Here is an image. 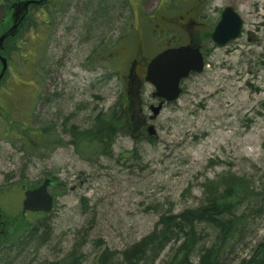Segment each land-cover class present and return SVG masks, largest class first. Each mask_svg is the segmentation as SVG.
I'll use <instances>...</instances> for the list:
<instances>
[{
  "label": "rangeland",
  "instance_id": "obj_1",
  "mask_svg": "<svg viewBox=\"0 0 264 264\" xmlns=\"http://www.w3.org/2000/svg\"><path fill=\"white\" fill-rule=\"evenodd\" d=\"M11 3L0 0V33ZM226 6L242 31L218 47L210 34ZM33 21L7 43L0 84V264H123L124 251L163 235L160 217L202 205L226 178L253 192L239 212L255 234L241 232L218 264L248 260L264 240V0H51ZM188 35L203 71L153 119L159 100L140 76L128 110L136 41L152 57ZM100 124H112L111 144L75 145ZM45 178L58 183L49 188L51 212L22 216L23 192ZM195 232L191 240L175 230L150 264H173L179 249L199 264L217 242L211 227Z\"/></svg>",
  "mask_w": 264,
  "mask_h": 264
},
{
  "label": "trees",
  "instance_id": "obj_2",
  "mask_svg": "<svg viewBox=\"0 0 264 264\" xmlns=\"http://www.w3.org/2000/svg\"><path fill=\"white\" fill-rule=\"evenodd\" d=\"M3 2L8 3L7 0H3ZM5 10L7 9L5 8ZM7 26L4 29H6ZM25 28L26 26L19 30L22 32ZM20 35L21 33L19 32L16 37H20ZM15 38L7 39L4 42V49H6L7 43L15 40ZM3 55H6V58L8 57L5 53H3ZM140 124L141 123H137L138 128H141ZM111 125L104 126L100 124V126L95 129V134L92 136L86 135L79 137L75 145L78 146L83 144L85 147H89L92 144H100L101 142H105L106 145L111 144L115 135H113V131H111L113 128ZM8 132L10 131L8 130ZM21 134L23 135V140L29 141L32 139L30 136L31 132L26 129L22 131ZM229 179L231 178H226L227 181L217 187V189L210 190L206 194L205 201L202 205L193 209L185 210L175 216L160 217L158 223L163 226V235L161 234L157 240H155L154 235L148 236L136 243L130 249L124 251L122 253L123 264H150L163 250L166 242L171 239L175 230H188L192 237L191 240H193V236L196 235L195 228L200 224H204L213 229L214 234L217 237V247L207 249L205 254H203L204 257H201L199 264H217L226 245L232 241L235 235H232L231 233L234 224L233 222L236 219L233 212L240 210L242 204L247 200H252L245 197L247 190L242 183L237 181L238 184H234V180L229 181ZM57 185L58 183L56 182V186ZM257 197L259 199L258 201L264 204V192L261 191ZM252 198L255 199V197ZM244 217V213L239 212L241 222L244 221ZM4 220L7 223H13V221H16V219L7 221V218ZM159 239L162 240L160 241ZM158 241H160V243H158ZM185 246L188 247L189 250L190 244L184 241L183 248H185ZM243 264H264V244H258L253 255L248 260H244Z\"/></svg>",
  "mask_w": 264,
  "mask_h": 264
},
{
  "label": "water",
  "instance_id": "obj_3",
  "mask_svg": "<svg viewBox=\"0 0 264 264\" xmlns=\"http://www.w3.org/2000/svg\"><path fill=\"white\" fill-rule=\"evenodd\" d=\"M45 3L41 1H24L16 3L13 6L12 25L0 35V51L5 39L15 36L17 29L23 18L28 13L30 4L40 5ZM242 21L240 16L232 7H225L212 33V40L216 46L224 47L231 41L236 40L241 34ZM2 69L0 72V81L6 70V61L0 55ZM204 68V61L198 49L189 46L172 48L162 51L150 60L146 68L144 80L150 83L154 92L153 98L160 99L156 106H150L152 113L151 119L155 118L161 111L165 103L176 101L182 94L180 83L191 73H201ZM129 89L134 97L137 96V77L134 71L128 75ZM148 136H154L155 132L152 126L147 127ZM55 182L46 178L37 188L28 189L24 192L22 201V214L25 212L49 213L53 207V197L48 192V188L54 187Z\"/></svg>",
  "mask_w": 264,
  "mask_h": 264
},
{
  "label": "flooded vegetation",
  "instance_id": "obj_4",
  "mask_svg": "<svg viewBox=\"0 0 264 264\" xmlns=\"http://www.w3.org/2000/svg\"><path fill=\"white\" fill-rule=\"evenodd\" d=\"M9 3H11L12 7L16 4V3H19V2H24V1H41V0H8ZM51 2V0H45V3L43 4H40V5H34V4H30L28 6V13L26 14V16L23 18L20 26H19V29L22 28L24 26H30V25H33V13L35 11H37V9H40V8H43V7H46L49 5V3ZM11 5L9 4V22L12 23V14L11 13ZM43 23H45L47 25V22L44 21V20H41ZM35 24H38L35 22ZM36 26V25H35ZM158 27V26H157ZM156 27V28H157ZM21 33V31L19 30L18 33ZM136 36L138 37V32H136ZM155 38L157 39L158 37V31L156 30L155 31V34H154ZM26 38V37H25ZM187 41L185 42V44L181 45V46H184V45H188V44H191L192 46H196V42L195 40L192 39V37L190 35L187 36ZM155 40V39H154ZM136 43L139 45L137 46L136 50L132 53V56H131V60L129 62V70L128 72L130 71H134L135 73V76L137 77V82L140 81V76H143L145 75V72H146V67L148 65V62L156 55H153L152 57H149V56H145L143 54V50L141 49V45H140V42L137 40ZM180 45H175V46H169L168 48H173V47H179ZM198 47V46H197ZM6 49L3 48L2 50V56H3V53H5ZM4 57V56H3ZM6 58V57H4ZM7 62H8V65H9V61L7 59ZM1 65V63H0ZM132 91L129 89V86L127 85V89H126V97H127V104H128V107L127 109H131L134 107L130 104L129 102V97L131 95ZM131 120L133 119L132 117V114L131 116L129 117Z\"/></svg>",
  "mask_w": 264,
  "mask_h": 264
},
{
  "label": "bare ground",
  "instance_id": "obj_5",
  "mask_svg": "<svg viewBox=\"0 0 264 264\" xmlns=\"http://www.w3.org/2000/svg\"><path fill=\"white\" fill-rule=\"evenodd\" d=\"M213 31H214V29H213ZM213 31L211 32V34H210V39H211V41L213 42V44L214 45H216L215 44V42L212 40V33H213ZM180 47H182V46H180ZM181 96V95H180ZM179 96V97H180ZM173 103V102H172ZM45 180V179H44ZM43 180V181H44ZM42 181V182H43ZM246 190H247V194H245V197L246 198H248V199H252V197H254L250 192H252V191H250V188H248V187H246ZM253 193V192H252ZM235 215V220H234V224H233V228H232V235L233 234H235L234 235V237H233V239L234 238H236L241 232H245V233H247L248 232V234L249 235H253V233H254V231H255V228H253L252 229V227L254 226V221H253V219H246V220H244V221H242L241 222V219L239 218V210H237V211H234L233 212ZM251 229H252V232L253 233H251ZM155 233L156 232H153L152 234H150V235H148V236H152V235H154V238H155V240H157L158 239V237L155 235ZM255 234V233H254ZM251 235V236H252ZM148 236H146V237H144V238H147ZM143 238V239H144ZM215 239H217V237L215 236L214 237ZM233 239H232V241H233ZM232 241L231 242H229L228 244H230V243H232ZM227 244V246H229ZM260 245H263L264 244V240L263 241H261V243H259ZM226 246V247H227ZM179 251H180V249H179ZM178 250L175 252V254H174V256H173V264H191V262L186 258V255H181V253L179 252ZM171 260H172V258H171ZM170 263H171V261H170ZM200 263V262H199ZM218 264V263H217Z\"/></svg>",
  "mask_w": 264,
  "mask_h": 264
}]
</instances>
